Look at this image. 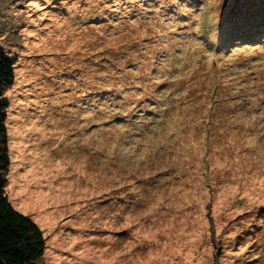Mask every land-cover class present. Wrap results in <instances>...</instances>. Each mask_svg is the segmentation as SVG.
<instances>
[{
	"label": "rangeland",
	"instance_id": "rangeland-1",
	"mask_svg": "<svg viewBox=\"0 0 264 264\" xmlns=\"http://www.w3.org/2000/svg\"><path fill=\"white\" fill-rule=\"evenodd\" d=\"M0 48L37 264H264V0H0Z\"/></svg>",
	"mask_w": 264,
	"mask_h": 264
},
{
	"label": "trees",
	"instance_id": "trees-1",
	"mask_svg": "<svg viewBox=\"0 0 264 264\" xmlns=\"http://www.w3.org/2000/svg\"><path fill=\"white\" fill-rule=\"evenodd\" d=\"M15 57L0 48V264H37L45 248L41 229L9 202L5 187L9 168L5 127L7 102L2 96L13 81Z\"/></svg>",
	"mask_w": 264,
	"mask_h": 264
}]
</instances>
